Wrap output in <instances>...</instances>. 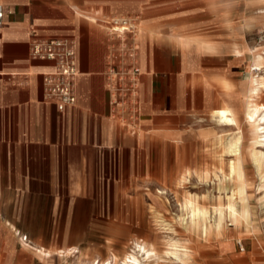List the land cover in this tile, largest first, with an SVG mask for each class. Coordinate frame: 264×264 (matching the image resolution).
Masks as SVG:
<instances>
[{"label": "crops", "instance_id": "crops-1", "mask_svg": "<svg viewBox=\"0 0 264 264\" xmlns=\"http://www.w3.org/2000/svg\"><path fill=\"white\" fill-rule=\"evenodd\" d=\"M221 1L0 0V264L52 258L18 236L14 198H99L78 184L157 182L160 158L221 134L228 124L216 122L218 110L264 113V66L253 71L264 47L253 49L249 37L264 21L224 18ZM120 14L137 17L136 97L114 94L107 76L113 36L104 24ZM52 37L76 42V99L63 110L44 91L54 62L30 52ZM217 252L221 264H238L233 236H222Z\"/></svg>", "mask_w": 264, "mask_h": 264}, {"label": "rangeland", "instance_id": "rangeland-1", "mask_svg": "<svg viewBox=\"0 0 264 264\" xmlns=\"http://www.w3.org/2000/svg\"><path fill=\"white\" fill-rule=\"evenodd\" d=\"M221 5L224 18L255 15L264 21V0H222ZM260 29L264 22L251 30L254 42ZM257 102L264 104V91ZM235 113L238 126L224 125L206 144L176 150L173 160L170 153L160 158L157 182L78 184L103 195L99 198H14L9 212L18 236L26 233V242L48 248V264H121L133 258L138 264H221L222 236L238 240V264H264V129L254 143L252 129ZM236 150L239 157L233 156ZM231 160L242 168V178L231 179ZM233 189L238 193L231 214ZM72 247L76 252L70 255L57 254L56 249Z\"/></svg>", "mask_w": 264, "mask_h": 264}, {"label": "built area", "instance_id": "built-area-1", "mask_svg": "<svg viewBox=\"0 0 264 264\" xmlns=\"http://www.w3.org/2000/svg\"><path fill=\"white\" fill-rule=\"evenodd\" d=\"M4 10L0 5V27L3 25ZM106 28L113 39L109 43L106 57L107 76L114 94L124 97L138 96L139 67L137 65V17L113 15L106 22ZM255 48L264 47V29L255 34ZM34 59L54 62V68L43 75L44 91L52 98L59 110L72 105L76 99L77 49L70 38L52 37L31 43ZM264 53V50L262 51ZM137 104V102H136ZM21 238L27 240L26 234Z\"/></svg>", "mask_w": 264, "mask_h": 264}, {"label": "bare ground", "instance_id": "bare-ground-1", "mask_svg": "<svg viewBox=\"0 0 264 264\" xmlns=\"http://www.w3.org/2000/svg\"><path fill=\"white\" fill-rule=\"evenodd\" d=\"M253 49L258 51L259 48L258 47L255 48L254 47ZM263 66H264V59H262L261 57H258V59H255V58L253 59V67H254L253 71L255 72V75L259 72V69H261ZM251 79H252V77H251ZM215 114L217 115V119H218L216 121L217 123L219 122L221 124H228V125H234V126H238L239 125V121L237 119L236 113L233 112L230 108L223 107L222 109L218 110ZM242 119L245 121V124L247 125V127L252 129L251 137L254 138V143H255L257 141L258 137H259L260 130L264 129V126L261 127V125L264 124V113L261 114L257 107H248L245 110V112L242 114ZM236 142H237L238 145L240 144V142H241L240 135L237 136ZM254 143L250 145L252 149H253ZM238 151L239 150H236L233 153V156L239 157ZM229 169H230L229 174H230L231 179L232 178H235V179L236 178H242V168L237 167L234 164V162H232V160L229 163ZM237 193H238V190L233 189L232 192H231V195H230L231 204L229 205V210H230L231 214H233V207H234V204L237 201L235 199V196H236ZM201 214H202V212H201ZM241 217H242V214H241ZM196 229L198 231H200L202 229V223L200 221H197ZM142 249H143V247H142ZM75 250L76 249L74 247H72V248H67V249H58L57 252H58V254L60 256H62L63 254L64 255H70ZM44 256L49 258L51 256V252L47 251V250L44 251ZM121 264H138V261L135 258H133L130 261L123 260Z\"/></svg>", "mask_w": 264, "mask_h": 264}]
</instances>
